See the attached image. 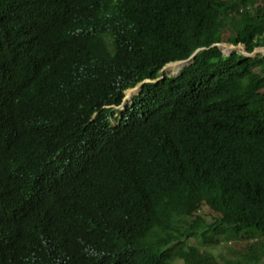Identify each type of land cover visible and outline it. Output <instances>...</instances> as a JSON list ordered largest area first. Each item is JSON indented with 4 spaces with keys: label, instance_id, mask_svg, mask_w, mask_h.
Instances as JSON below:
<instances>
[{
    "label": "trees",
    "instance_id": "trees-1",
    "mask_svg": "<svg viewBox=\"0 0 264 264\" xmlns=\"http://www.w3.org/2000/svg\"><path fill=\"white\" fill-rule=\"evenodd\" d=\"M220 43L264 0H0V264H264V54Z\"/></svg>",
    "mask_w": 264,
    "mask_h": 264
},
{
    "label": "rangeland",
    "instance_id": "rangeland-1",
    "mask_svg": "<svg viewBox=\"0 0 264 264\" xmlns=\"http://www.w3.org/2000/svg\"><path fill=\"white\" fill-rule=\"evenodd\" d=\"M219 49L224 53V55H228L231 51H235L236 53L238 54H244L245 51H244V48L243 46H240V45H237L236 47L234 46H231L227 43H223V44H219ZM264 54V49L263 48H256L254 50V54H252L251 56H255L257 54ZM182 67L180 68H167L166 66L163 68V73H161L162 75H166V76H175L179 73V70L181 69ZM133 91V92H132ZM137 94V92L133 89L130 90H127L125 91L124 93V102L127 103L129 102V100L131 99V97L133 95ZM200 213L202 214L203 211L201 210ZM222 237V236H220ZM208 250V253L214 257L215 260H219L221 257H227L226 254L229 252L228 249L225 248V246H217V247H214V248H210V249H207ZM230 253V252H229ZM175 264H181V262L177 261Z\"/></svg>",
    "mask_w": 264,
    "mask_h": 264
},
{
    "label": "clouds",
    "instance_id": "clouds-1",
    "mask_svg": "<svg viewBox=\"0 0 264 264\" xmlns=\"http://www.w3.org/2000/svg\"><path fill=\"white\" fill-rule=\"evenodd\" d=\"M220 44H223V43H220ZM218 46L219 44H215L214 46ZM230 45V44H229ZM216 46V47H217ZM232 46V45H231ZM234 47H236V46H234ZM218 49H219V47H217ZM264 49V48H263ZM199 50V49H198ZM201 50V49H200ZM220 50V49H219ZM221 51V50H220ZM231 52H233V51H231ZM230 52V53H231ZM221 53H223L222 51H221ZM229 53V54H230ZM253 53H254V51H253ZM253 53H251V54H247L246 52L244 53V54H242V55H245V56H251ZM228 54V55H229ZM223 55H224V53H223ZM228 55H225V56H228ZM195 56V55H194ZM191 57V56H190ZM189 57V58H190ZM188 58V59H189ZM193 59H194V57H193ZM193 59L192 60H190V62H189V64L187 65V66H189L190 64H192V62H193ZM187 60V59H186ZM186 60H183V61H186ZM183 61H177V62H171V63H179V62H183ZM171 63H168V64H171ZM168 64H166V65H168ZM166 65H164L163 67H162V69L159 71V74L160 75H162L161 73H163V68L166 66ZM184 66L183 68H185V67H187V66ZM183 68H181L180 70H179V72L183 69ZM164 75V74H163ZM166 76V75H165ZM169 77V76H168ZM162 77H159L158 79H161ZM157 79V80H158ZM149 81V80H148ZM147 80H145V81H143L142 83H140V84H138L137 86H135V87H133V88H130V89H127V90H131V89H133V90H135L136 92H137V94L140 92V90H141V85L143 84V83H146V82H148ZM126 90V91H127ZM124 93H125V91H124ZM137 94H135V95H137ZM135 95H133V96H135ZM132 96V97H133ZM131 97V98H132ZM130 101H131V99L129 100V102H127V103H125L124 102V96H123V99H122V101H121V103L119 104V105H117V106H115V105H110V106H105L104 108H106V109H111L112 111H113V115H112V117L110 118V123H111V125H114L115 124V120L117 119V118H119V114H120V111H122V110H124V108H125V106L126 105H130Z\"/></svg>",
    "mask_w": 264,
    "mask_h": 264
},
{
    "label": "bare ground",
    "instance_id": "bare-ground-1",
    "mask_svg": "<svg viewBox=\"0 0 264 264\" xmlns=\"http://www.w3.org/2000/svg\"><path fill=\"white\" fill-rule=\"evenodd\" d=\"M186 64H187V62L171 63V64L166 65V67L169 68V69H171V68H180V67L183 68Z\"/></svg>",
    "mask_w": 264,
    "mask_h": 264
},
{
    "label": "water",
    "instance_id": "water-1",
    "mask_svg": "<svg viewBox=\"0 0 264 264\" xmlns=\"http://www.w3.org/2000/svg\"><path fill=\"white\" fill-rule=\"evenodd\" d=\"M217 46V45H216ZM217 47H219V45L217 46ZM199 50H196L192 55H191V57L189 58V59H187L186 61H183V62H187V65L189 64V62H190V60H192L193 59V57H194V55L198 52ZM223 54V53H222ZM254 54V53H253ZM250 56V55H249ZM186 65V66H187Z\"/></svg>",
    "mask_w": 264,
    "mask_h": 264
}]
</instances>
